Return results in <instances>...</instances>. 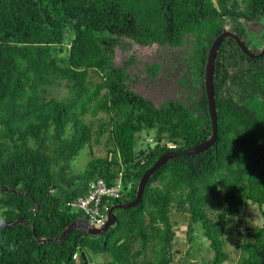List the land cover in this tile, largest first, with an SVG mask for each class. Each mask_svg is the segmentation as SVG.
Listing matches in <instances>:
<instances>
[{"label": "trees", "instance_id": "obj_1", "mask_svg": "<svg viewBox=\"0 0 264 264\" xmlns=\"http://www.w3.org/2000/svg\"><path fill=\"white\" fill-rule=\"evenodd\" d=\"M224 30L236 39L224 37L215 56V141L159 166L138 204L113 209L104 234L73 228L48 240L80 216L68 202L85 196L91 180L130 183L109 207L132 200L161 154L211 136L204 71ZM237 39L251 53L264 49V0H0V222L19 221L0 226V264H88L87 251L104 256L97 264H171L173 209L188 213L191 245L197 230L212 253L189 264L229 261V216L241 227L238 211L264 205V52L250 57ZM152 46L166 47L163 60L182 58L176 72L189 63L178 78L190 88L188 102L155 105L138 92L135 84L154 83L164 62L136 63L130 52ZM118 51L126 54L120 63ZM147 130L155 134L144 143ZM103 138L111 147L98 156ZM83 150L89 162L74 172L71 161ZM244 230L234 264H264V223Z\"/></svg>", "mask_w": 264, "mask_h": 264}, {"label": "rangeland", "instance_id": "obj_2", "mask_svg": "<svg viewBox=\"0 0 264 264\" xmlns=\"http://www.w3.org/2000/svg\"><path fill=\"white\" fill-rule=\"evenodd\" d=\"M188 43L190 42L184 43V46L182 47L184 50L189 47ZM165 49L166 47L163 49L161 47L158 48L157 46H152L149 48L135 47L132 49L130 53L136 54V63L143 61L148 62L149 64L155 63L156 61L164 62V70L161 72L160 77L154 81V83L142 81L139 84H135L136 88L138 92L144 97L150 98L155 103V105H160L167 98L180 99L188 102V91L190 88L181 87L178 83V78L179 76L186 75L189 72L190 65L189 63H182L180 65V69H177L176 72V67L174 68L172 65L175 64L177 60L182 58H179V55L175 53L163 60L165 56L162 55L164 51H166ZM125 55V53H120L118 51L115 57L116 62L120 63ZM143 66L144 65H141L140 67L143 68ZM136 71L137 68H133L131 70V74ZM143 75H145V73H143ZM52 93L63 96L66 94V90L63 87L53 86ZM154 134V130L142 131L140 133L141 138H146L144 143L149 142L148 140L152 141L151 138H153ZM110 147L111 144L106 141V138H103L102 143L94 148V153L98 156H104L106 155L107 149H110ZM87 152L88 150L81 151L80 155L71 161V168L74 172H80L86 167L90 159V157L87 155ZM238 213L240 218L243 220V225L241 224L242 226H239L240 224L238 223V217L235 214L230 215L229 217L231 218V221L229 222L228 229L223 237L224 247L230 259L224 264H234L240 256V247L242 246L244 238L242 235H239L238 232L245 231V227L250 228L253 226L262 225L264 223V205L258 206L257 204L248 202L243 209L238 211ZM171 219L176 223V225H174L176 229V237L174 241V252L171 264H189L191 261H197L203 256L206 258L211 256L212 253L208 249V240L197 230L195 231V235L197 234L198 236L195 243L192 242L191 245V242H189L187 239L186 226L189 218L186 211H178L173 209L171 212ZM84 258L89 259L88 264H97L98 262H101L105 259L103 255L91 254L89 251L86 252V257Z\"/></svg>", "mask_w": 264, "mask_h": 264}, {"label": "water", "instance_id": "obj_3", "mask_svg": "<svg viewBox=\"0 0 264 264\" xmlns=\"http://www.w3.org/2000/svg\"><path fill=\"white\" fill-rule=\"evenodd\" d=\"M245 24L248 26L249 29H253L255 27V23L245 21ZM227 36H232L236 39V36L233 35V33L224 30L218 36L213 40L208 55H207V60H206V65H205V71H204V87H205V92H206V97H207V104H208V112L211 120V126H212V132L211 136L208 137L205 141H202L196 145H193L187 149L181 150V151H167L161 154L158 159L147 169L145 172L142 174L140 179L138 180L137 183V189H136V194L135 197L132 200L122 202V203H115L110 206L109 211H108V218L105 224L101 228H94V227H85L82 224L81 220H76L69 224L68 227H66L61 235L58 238H49L48 240L51 241H57L61 240L62 237L71 229L75 228H82L85 230V232L92 234V235H102L104 234L107 229L112 226L115 222V215L112 212L113 209L115 208H127L134 206L138 204L141 200L142 194H143V189L150 177V175L162 164H164L167 160H169L171 157L175 155H182V154H193L196 152H199L201 150H204L208 148L216 139V129H217V121H216V108H215V103H214V94H213V70H214V62H215V56L217 49L219 47L220 42L224 37ZM238 44L240 45L241 49L250 57H256L258 55H261L264 52V49L261 50L258 54L251 53L243 43H241L240 40L237 39ZM19 221L16 220L14 223L8 222H0V226H8V225H13L18 223ZM46 239H38V241H45ZM82 256H84L82 252Z\"/></svg>", "mask_w": 264, "mask_h": 264}, {"label": "built area", "instance_id": "obj_4", "mask_svg": "<svg viewBox=\"0 0 264 264\" xmlns=\"http://www.w3.org/2000/svg\"><path fill=\"white\" fill-rule=\"evenodd\" d=\"M129 189L130 183L123 189L120 177H117L114 183L97 178L89 182L85 196L76 197L68 202V205L76 213H80L77 220H81L83 226L101 228L107 220L108 201L113 198H122ZM76 255L75 252L73 258H76Z\"/></svg>", "mask_w": 264, "mask_h": 264}, {"label": "clouds", "instance_id": "obj_5", "mask_svg": "<svg viewBox=\"0 0 264 264\" xmlns=\"http://www.w3.org/2000/svg\"><path fill=\"white\" fill-rule=\"evenodd\" d=\"M147 140H148V138H147ZM148 141H150V140H148ZM110 208V207H109ZM109 211V210H108ZM107 218H108V214H107ZM77 220V219H76ZM107 221V220H106Z\"/></svg>", "mask_w": 264, "mask_h": 264}]
</instances>
